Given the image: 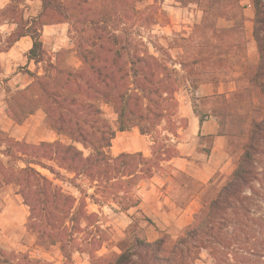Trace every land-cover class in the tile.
I'll list each match as a JSON object with an SVG mask.
<instances>
[{
    "label": "trees",
    "instance_id": "obj_1",
    "mask_svg": "<svg viewBox=\"0 0 264 264\" xmlns=\"http://www.w3.org/2000/svg\"><path fill=\"white\" fill-rule=\"evenodd\" d=\"M40 1L41 10L33 17L25 16L26 0H10L0 9V28L15 26L8 47L30 38L27 58L39 65L44 62V28L68 24L81 65L70 66V51L62 50L55 63L45 65L43 75L29 72L31 83L8 91L6 98L7 116L16 125L43 111L45 127L58 137L30 144L0 130V189L17 188L29 210L25 227L35 246L44 252L58 248L65 264H74L76 254H88L90 264H199L203 253L211 264H264L255 260L260 254L252 243L256 233L264 253V0H249L256 65L246 59V7L241 0H175L202 13L189 40L194 55L179 63L180 69L163 49L154 48L160 56L151 53L120 27L133 24L137 4L144 0ZM220 21L229 25L220 27ZM197 35L210 41L197 44ZM236 66L242 71V86L229 95L213 96L209 111L199 114L194 91L202 83H222L219 77ZM182 89L189 91L200 122L216 119L230 155L241 151L235 168L221 186H210L211 197L176 239L141 212L142 221L155 227L159 238L149 242L133 230L121 253L99 256L110 234L101 215L89 211L90 204L127 215L142 204L141 185L166 166L178 173H169L179 193L173 202L186 208L198 198L200 189L189 184L202 185L168 164L180 158L179 138L188 125L179 113L177 95ZM103 106L113 110L115 126ZM134 129L151 139V155H112L117 133ZM0 264L50 263L0 248Z\"/></svg>",
    "mask_w": 264,
    "mask_h": 264
},
{
    "label": "rangeland",
    "instance_id": "obj_2",
    "mask_svg": "<svg viewBox=\"0 0 264 264\" xmlns=\"http://www.w3.org/2000/svg\"><path fill=\"white\" fill-rule=\"evenodd\" d=\"M242 4L246 7V37H247V61L251 65H256L258 62V55L256 53V45L252 39V19H253V9L249 0H241ZM10 0H0V9H3ZM25 16L33 17L38 14L41 10V1L40 0H26L25 2ZM137 10L139 15L133 24H121L122 29H127L128 33L131 34L133 39L137 41L144 42L145 45L150 49L151 53L158 55L155 52V47L158 49H163L167 56L171 57L173 63L176 64V69H180L179 63H184L192 59L194 52L192 44H190V35L193 33L194 26L199 24L202 18V13L200 9L195 5H190L187 7L182 6L180 3L175 0H144L137 4ZM229 24L226 21H220L219 26L225 27ZM70 26L68 24L55 25L50 28H47L44 31V62L36 66L33 62H29L27 54L29 48L31 47V40L24 39L19 43H16L12 48L8 47V40L15 29L14 25L6 24L0 28V130L5 131L10 136L15 137L19 140H28L38 142L42 139L41 134L39 133L40 125H31L27 123L18 133H13L9 131L8 123L9 120L4 113L6 110V98L8 91L15 92L21 90L23 86H26L30 81L28 76L29 72H38L41 76L44 74V67L49 62H56L57 53L60 50H70L68 64L74 68L80 67V62L74 52V46L72 41L69 38ZM210 39H205V37L197 35L195 37V43L202 44ZM188 71V70H187ZM219 79L222 83L226 82H235L238 89L242 86V71L236 66L232 69L230 73L221 75ZM210 84V83H202ZM220 84V83H218ZM189 91L182 89L179 91L177 98L179 100V113L180 116L185 118L184 114L187 109V102L192 105L191 98H188ZM190 100V101H189ZM212 103V100L201 101L198 105L199 114H203L209 111V105ZM106 118L109 122L115 126L116 115L113 113V110L108 106H103ZM187 119V118H186ZM11 125V124H10ZM13 127V126H12ZM35 127L36 136L34 138H29L28 134L31 128ZM15 126L13 127V129ZM8 129V130H7ZM122 144L124 146L120 147ZM151 139L143 138L138 133L137 134H123L116 137L113 142V146L110 150L111 154L117 156L121 153H145L146 156L151 155ZM230 151V148L228 149ZM232 151V148H231ZM241 154L240 150H237L236 154L232 155L235 159V164L239 155ZM173 168L172 166H170ZM174 169V168H173ZM172 172L166 166L164 171L161 172L157 178H160L158 181L159 184H155L158 189L153 190L150 193L149 200L153 199H164L163 195H168L172 199L176 197L179 193L175 190V185L173 180L169 178V173ZM48 174L47 172H44ZM173 173V172H172ZM176 177L178 173H173ZM181 180L183 178L179 177ZM185 183H187L184 180ZM189 184V183H188ZM195 185V186H194ZM189 184V187L192 189H200L198 199L200 203L207 200L211 197L210 186L219 187L220 181L212 180L207 185L198 186L196 184ZM152 189L151 183L149 181L144 182L141 185V188ZM140 188V189H141ZM64 189L73 192L76 194L75 190L68 185L64 186ZM1 197L7 195L14 196L17 194V188L15 186L2 187L0 189ZM169 192V194H168ZM144 193H142L143 195ZM163 194V195H162ZM139 195L140 191H139ZM90 212H96L101 215L102 225L104 229L108 230L110 234V241L104 245L102 250L98 253L99 256L108 255L111 252L121 253L123 249L129 244L130 237L132 236V231L136 230L139 234L147 238L145 230H139L141 227L140 222L143 217L140 214V210L132 209L129 214H116L107 206L99 210L98 207L93 206L92 204L88 207ZM259 215L262 212H258ZM258 215V216H259ZM27 223V222H26ZM258 229V228H256ZM27 231V230H26ZM255 240L252 239V243L257 245V252L260 254V258H256V261L264 262V255L258 248L262 239L256 233L253 235ZM148 239V238H147ZM176 239V238H174ZM249 240H246L248 242ZM21 247H16L13 250H6L8 252H21L27 253L32 259L42 260L49 262L50 264H65L61 253L58 248H52L49 252H44L43 250L35 246L34 237L26 232L23 240L20 242ZM246 257H249L246 255ZM74 264H90V257L88 254H76L74 256ZM199 264H211V260L207 257L205 253L202 254V260Z\"/></svg>",
    "mask_w": 264,
    "mask_h": 264
},
{
    "label": "crops",
    "instance_id": "obj_3",
    "mask_svg": "<svg viewBox=\"0 0 264 264\" xmlns=\"http://www.w3.org/2000/svg\"><path fill=\"white\" fill-rule=\"evenodd\" d=\"M50 27L52 26H47L44 28L42 42L44 31ZM24 39L31 40L30 38L26 37L22 38L17 43ZM30 83L31 81L27 85ZM26 86H23L22 89H24ZM237 90L238 87L235 82L204 84L200 85L194 91L193 95L197 99V103L200 104L201 101L210 100L215 95H229L230 93L236 92ZM188 98L190 99V96H188ZM186 105L187 109L184 111V116L187 118L188 125L186 129L181 132L179 138L177 148L180 158L174 159L168 164L175 170L185 173L201 185H207L214 179L216 181H220V184L222 185L235 168V159L229 153L227 140L225 137L219 134V126L215 118L211 116L206 117L203 122H200L199 117L196 116L194 112L193 104L191 105L190 102L189 104L187 102ZM4 113L10 122L8 123L9 125L7 128H9V130L7 129V132L11 130L14 134L18 133V131H20L27 123L35 125L36 128V125H40L39 128L41 129L39 130V133L41 134L42 139H40L38 142H31L32 139H28L25 140L27 143L38 144L40 142H53L58 139L56 134H54L52 131H49L45 127L46 116L43 111H38L36 115L30 117L22 126H18L12 120H10L7 116L6 110ZM12 126H15V128L13 129ZM35 127L31 128L29 131V138H34L36 136L37 133L35 131ZM137 133L140 135L138 129H134L132 132H119L117 133V136ZM141 137L148 138L144 136ZM16 140L24 141L19 139ZM122 146H124V144H122L120 147ZM144 155L146 156L145 153ZM159 180L160 178L155 177L152 179V181H150L152 189L147 190V188L143 187L140 189L142 204L136 210H140L146 217L152 220L158 229L166 231L174 239L177 238L187 226L192 224L194 216L201 211L202 204L200 203L198 197L192 200L186 208H180L173 202L170 196L163 194V200H161V198L157 200L152 198V200H149L150 193L153 190L158 189L155 184H159ZM142 193L144 194L142 195ZM28 217L29 210L23 205L22 199L19 195H7L0 198V248L10 251L16 247H21L20 242L23 240L27 232L25 225ZM140 223L141 228L146 231L148 238L146 239L149 242H154L159 238V234L155 227L145 221H141Z\"/></svg>",
    "mask_w": 264,
    "mask_h": 264
}]
</instances>
